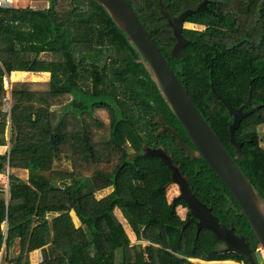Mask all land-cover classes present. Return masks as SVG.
<instances>
[{
  "label": "trees",
  "instance_id": "obj_1",
  "mask_svg": "<svg viewBox=\"0 0 264 264\" xmlns=\"http://www.w3.org/2000/svg\"><path fill=\"white\" fill-rule=\"evenodd\" d=\"M33 1L48 6L0 8L5 264H32L36 251L42 252L39 264H191L178 253L228 259L198 253L208 247V236H196L194 225L182 229L177 203L166 196L169 168L142 151L160 127L158 116L178 120L129 38L97 0ZM202 1L127 0L200 111L205 104L212 108L214 99L225 110L215 93L235 107L251 94L258 110L249 117L248 137L256 141L264 126V0H209L207 10L186 20L203 29L186 26L183 35L190 44L181 59L171 57L176 39L160 3L178 16ZM43 54L55 60H40ZM108 54L119 60L110 58L101 71L98 64ZM13 72L50 78L42 91L13 83L8 112L4 78ZM244 160L264 198V151L249 147ZM63 161L69 169L57 167ZM108 188L113 191L97 199L96 193ZM240 219L247 223L243 214Z\"/></svg>",
  "mask_w": 264,
  "mask_h": 264
},
{
  "label": "water",
  "instance_id": "obj_2",
  "mask_svg": "<svg viewBox=\"0 0 264 264\" xmlns=\"http://www.w3.org/2000/svg\"><path fill=\"white\" fill-rule=\"evenodd\" d=\"M97 1L108 11L116 25L125 33L132 45L138 50L153 80L167 102L168 107L184 128L196 150H192L187 146L182 137L174 129L169 127L166 129L178 139V145L187 152L188 156L191 154H193L192 158L195 155L201 156L210 169L220 178L240 207L260 244L264 248L263 201L253 184L238 167L211 126L198 110L185 87L182 85L127 0ZM209 2V0H203L196 9L185 10L178 16H173L169 12V7L160 3V14L167 19L176 39V43L170 53L171 57L176 59H181L183 57L185 48L190 44V41L183 35V30L186 27V20L193 14L207 10ZM110 58L119 60V57L113 54L106 55L103 62L99 65L101 71ZM247 103L249 105L251 103L250 93L247 97ZM225 105L230 113L234 115V123L230 126L231 141L237 149L238 157H241V146L235 139V129L243 117L253 114L258 110V107L252 106L247 112H243L241 108L235 110L229 104L225 103ZM145 154L161 158L170 167L172 181L179 184L183 192L181 197L185 199L192 208L193 216L201 220L197 223L198 232L204 227L210 228L217 237L226 243L229 250H236L248 260H251L250 248L247 243H244L243 238L237 236L233 230H229L224 225L220 224L217 217L212 215L211 210L207 208L206 205L199 202V200L190 193L189 189L185 194L183 181L186 185L187 180L181 176L179 169L173 164L171 158L153 151H146ZM189 223L190 222H187L183 229ZM258 259L259 263H261L262 261L259 256Z\"/></svg>",
  "mask_w": 264,
  "mask_h": 264
},
{
  "label": "flooded vegetation",
  "instance_id": "obj_3",
  "mask_svg": "<svg viewBox=\"0 0 264 264\" xmlns=\"http://www.w3.org/2000/svg\"><path fill=\"white\" fill-rule=\"evenodd\" d=\"M108 61L106 65L108 64ZM100 64H98V66ZM106 65L104 66V68L106 67ZM215 94L220 100V102L223 104L225 110L219 107L216 99L213 100L212 108H209V104H205L204 111H200L199 109L198 110L201 112L204 118L207 117L209 119V121L206 120L208 124L211 126V128L213 129L225 149L228 151V153L238 165V167L252 183L244 164V151L247 150V148L249 147L253 148L255 151L258 152L264 151V136L259 134V137L256 141L251 140L248 137V133L250 132L249 117L252 114L243 117L235 129V139L241 146V157H238L237 149L235 145L232 144L230 134V126L234 123V115L230 113L225 103L229 104L235 110L241 108L243 112H247L252 107V105L251 103L249 105L246 100V103L235 107L229 102H227L224 98H222L221 95H219L218 93ZM155 124H159L160 127L155 132V136L150 138L147 143L143 146V153L145 154L146 151H153L159 154L169 156L173 164L179 169L181 176L187 180L186 185L183 181L185 194L188 192L189 189L190 193L193 194L194 197L199 200V202L206 205V207L211 210L212 215L217 217L220 224L224 225L229 230H233V232L237 236L243 238L244 243H247L250 248L251 260H248L245 256H243L236 250H229L226 243L219 237H217L210 228L204 227L198 232L197 223L201 221L200 218L193 216L192 208L187 203V201L181 197L183 195V192L181 191L180 185L174 183L171 179V181L166 185V196L168 201L173 204L177 203L176 209L179 212L180 216L185 220V224L187 222H190L187 226H195L196 236H198L200 232H203L208 236V247L198 253L206 256H227L228 259L204 260L201 258L190 257L181 253H178L176 255L186 259L191 264H264V248L260 244L256 234L252 230L248 221L247 223L241 221L240 218L243 212L241 211L240 207L238 206L226 186L223 184L225 186L224 188L221 183L207 171V169L202 163V161H205L201 156L195 155L193 158V154L188 156L187 152L184 149H181L178 145V139L174 137L168 129H166L168 127L174 129L182 137L183 141L187 146H189L192 150H196L195 146L191 142L190 138L186 134L184 128L179 123V121L176 122L172 119L165 120L160 115L156 119ZM168 134H170L171 136H168ZM137 156H139V154H137ZM149 156L160 160L169 168L171 172L170 167L161 158L153 155ZM187 159H190V162L186 161ZM256 191L263 201L264 209V198L262 197L260 192H258L257 189ZM168 192L172 193L171 199L168 198ZM204 240L206 239L204 238ZM209 242H214V246ZM258 256L262 261L261 263H259Z\"/></svg>",
  "mask_w": 264,
  "mask_h": 264
},
{
  "label": "rangeland",
  "instance_id": "obj_4",
  "mask_svg": "<svg viewBox=\"0 0 264 264\" xmlns=\"http://www.w3.org/2000/svg\"><path fill=\"white\" fill-rule=\"evenodd\" d=\"M15 6L17 8L43 9V8H46L48 6V3H46V2H36V1H33V0H16ZM186 26L190 27V28H197L199 30L203 29V27L194 26V25H190V24H188ZM39 59L40 60H44V61L55 60L54 56L49 55V54H43V55H41L39 57ZM11 77H10V80L7 79L5 81L6 88L9 86V83H17V82L19 83V82H21V83H24L27 86V88L30 89V90L42 91V90L47 89V82L49 81L50 74L30 73L25 78H23V73H21V74L17 75L16 80L15 79H11ZM70 107H71V103H69L63 110L67 111V110L70 109ZM258 133L264 136V126H261V127L258 128ZM57 167L58 168H63V169H69L70 165H69L68 162L63 161V162H60L57 165ZM20 176L25 178V175L23 173H20ZM3 182H4V184L6 183V177L3 178ZM6 186H7V184H6ZM112 191H113V188H108V189L102 190V191L96 193V197H97V199H101V198L109 195ZM171 195H172V193L168 192V198L169 199H171ZM119 213L122 216V218L125 220V218H124V216H123V214H122V212L120 210L117 211L118 216H120ZM72 217H73L75 225L77 227L80 226V222H79L78 218L76 217L75 213H72ZM126 230L128 231V233L133 238L132 230H130L127 227H126ZM141 243H143L144 245H147V243L144 242V241H142ZM40 254H41L40 251H36V252H34L31 255L32 264H39V262L42 259Z\"/></svg>",
  "mask_w": 264,
  "mask_h": 264
},
{
  "label": "built area",
  "instance_id": "obj_5",
  "mask_svg": "<svg viewBox=\"0 0 264 264\" xmlns=\"http://www.w3.org/2000/svg\"><path fill=\"white\" fill-rule=\"evenodd\" d=\"M15 4H16V0H0V8L2 9L14 8ZM11 91H12V87L8 86L6 88V96L4 98L5 110H7L8 112H10L12 107Z\"/></svg>",
  "mask_w": 264,
  "mask_h": 264
},
{
  "label": "crops",
  "instance_id": "obj_6",
  "mask_svg": "<svg viewBox=\"0 0 264 264\" xmlns=\"http://www.w3.org/2000/svg\"><path fill=\"white\" fill-rule=\"evenodd\" d=\"M16 7V6H15ZM18 73H24V72H13V73H11V75L12 74H18ZM29 73V72H28ZM35 74H38V73H35ZM40 74V73H39ZM11 75L10 76H7V77H5L4 78V86H5V81L7 80V79H9L10 80V77H11ZM12 79V78H11ZM12 84L13 83H9V86H11L12 87ZM5 89H6V86H5ZM4 151V149H0V153L1 152H3ZM40 255H41V258H42V252L40 251ZM6 255H7V252H6V250L4 249L3 250V252L1 253V255H0V264H5V258H6Z\"/></svg>",
  "mask_w": 264,
  "mask_h": 264
}]
</instances>
